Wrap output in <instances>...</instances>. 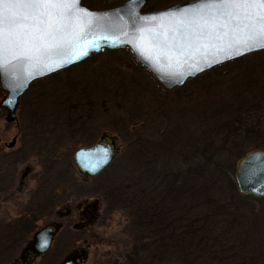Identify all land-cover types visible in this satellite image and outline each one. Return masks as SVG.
<instances>
[{"label":"rangeland","instance_id":"1","mask_svg":"<svg viewBox=\"0 0 264 264\" xmlns=\"http://www.w3.org/2000/svg\"><path fill=\"white\" fill-rule=\"evenodd\" d=\"M125 1L82 0V3L91 9H104ZM187 1L190 0L159 4L158 0H147L145 8ZM250 86H264V51L215 67L172 91H164L127 49L101 52L32 83L20 100L21 135L14 149L0 152V172L12 176L17 184L28 171L19 196L21 204L31 202L35 211H39L44 187L58 193L66 189L70 200L99 199L100 216L87 230L72 233L76 218L75 215L69 218L65 232L73 237L63 253L80 246L87 252L85 264L111 261L156 264L150 260L152 233L131 232V207H111L108 190H133L153 181L161 167L155 161L163 155L157 148L163 135L169 134L166 139L170 137L174 142L169 146L175 144V137L183 145L191 137L197 141L209 135L216 124L232 118L231 106L236 107L242 95L249 94L246 90ZM15 133L14 124L4 122V112L0 111V137L10 141ZM103 133L117 138L120 153L98 177L84 181L73 165L72 153L79 146L93 144ZM16 156L20 161L12 164L11 158ZM238 160H232L234 166ZM63 170L67 183L57 180ZM194 183L188 184L186 190H191ZM228 205L258 213L264 200L234 196ZM59 208L56 204L53 210ZM3 211L1 208L0 221L5 219ZM55 219L53 216L51 220ZM228 238L235 243L236 250L243 249L246 253L244 262L240 259L232 264H264V256L260 257V251L264 250V225L247 221ZM2 241L0 236V244ZM216 263L209 260L206 264Z\"/></svg>","mask_w":264,"mask_h":264},{"label":"water","instance_id":"2","mask_svg":"<svg viewBox=\"0 0 264 264\" xmlns=\"http://www.w3.org/2000/svg\"><path fill=\"white\" fill-rule=\"evenodd\" d=\"M214 0H190L156 10L144 11L147 0H126L122 4L104 9H91L79 0L80 7L71 13L72 25L64 33L61 46L46 53H33L31 59H12L6 55L0 67V111L4 121L17 129L20 100L32 83L66 70L104 51L127 49L134 59L158 82L164 91L183 87L196 78L222 64L264 51H244L243 55H229L227 45L231 36L216 40L226 29L211 26L200 39H184L182 34L197 32L195 25L180 23L181 13L191 14L205 9ZM87 12L80 18V13ZM176 16L177 20L161 17ZM188 19H191L189 16ZM224 48V51H221ZM219 60L220 62H215ZM211 63V66H208ZM203 69V70H200ZM14 143L8 147H13ZM120 153L117 138L103 133L91 145L79 146L72 153V162L85 179L99 176L115 161ZM235 183L238 191L256 198L264 197V150L254 149L241 157L235 166ZM93 211L97 210L94 203ZM96 216L93 218V221ZM57 227L44 228L33 234L25 249L45 253ZM81 256L70 253L61 264H76Z\"/></svg>","mask_w":264,"mask_h":264},{"label":"trees","instance_id":"3","mask_svg":"<svg viewBox=\"0 0 264 264\" xmlns=\"http://www.w3.org/2000/svg\"><path fill=\"white\" fill-rule=\"evenodd\" d=\"M158 1L163 4L169 0ZM156 9L160 8L151 5L144 11ZM246 91L249 94L242 95L236 107L231 106L232 118L216 124L209 135L197 141L191 137L183 145L175 137L176 148L175 144L169 146L173 142L166 139L169 134L163 135L157 143L163 155L155 161L161 167L153 181L133 190H108L111 207H131V232L152 233V263L245 261L246 253L236 250L228 236L247 221L264 225V207L257 213L228 205L234 196L251 197L238 192L232 160L254 149L264 150V86H250ZM190 183L194 186L186 190ZM260 252V257L264 256V250Z\"/></svg>","mask_w":264,"mask_h":264},{"label":"snow or ice","instance_id":"4","mask_svg":"<svg viewBox=\"0 0 264 264\" xmlns=\"http://www.w3.org/2000/svg\"><path fill=\"white\" fill-rule=\"evenodd\" d=\"M79 7V0H0V67L5 66L6 55L12 59H31L33 53L60 47L64 33L72 25L71 13ZM87 15L86 11L82 12L80 18ZM160 19L178 18L162 16ZM179 20L198 29L191 36L182 34L184 39L204 37L209 26L212 35L216 28L226 29L215 35V39L222 41L231 36L234 43L227 45V59L232 58L233 52L243 55L244 51L264 48V0H214L205 9L181 13Z\"/></svg>","mask_w":264,"mask_h":264},{"label":"flooded vegetation","instance_id":"5","mask_svg":"<svg viewBox=\"0 0 264 264\" xmlns=\"http://www.w3.org/2000/svg\"><path fill=\"white\" fill-rule=\"evenodd\" d=\"M5 122V121H4ZM10 141L3 140L0 137V152L2 150L10 151L14 149L17 140L21 135L20 126ZM14 143L13 147H8ZM20 157H12V164L16 163ZM28 171L20 176L15 184V179L0 172V209L4 208L2 215L5 219L0 221V236L3 241L0 244V264H61L70 253H76L81 259L76 264H85L87 261V252L82 247L73 246L68 248L71 235L65 232L69 225V218L75 215L76 221L72 224V233H81L90 228L99 218V199L70 200L66 189L50 192L51 187L44 189L42 200L39 205V211L32 208L31 202L21 204L19 196L25 186ZM61 176V177H60ZM98 177V176H97ZM83 180L86 181L82 176ZM96 178V177H95ZM57 180L67 183V175L63 170L57 175ZM35 197V193H33ZM96 204L97 210L93 211L92 205ZM56 204L59 209L53 210ZM55 216V220H51ZM96 219L93 221V218ZM41 222V226H37ZM56 226L57 229L52 237L51 244L45 253H38L32 250H26L25 247L37 231ZM28 236L26 237V235ZM72 243V242H71ZM110 264H117L111 261Z\"/></svg>","mask_w":264,"mask_h":264}]
</instances>
